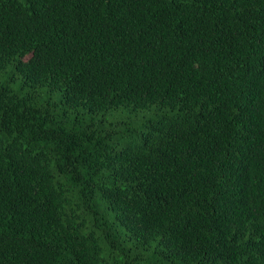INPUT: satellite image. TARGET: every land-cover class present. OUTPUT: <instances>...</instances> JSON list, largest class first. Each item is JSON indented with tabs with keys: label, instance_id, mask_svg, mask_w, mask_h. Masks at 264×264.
Segmentation results:
<instances>
[{
	"label": "trees",
	"instance_id": "1",
	"mask_svg": "<svg viewBox=\"0 0 264 264\" xmlns=\"http://www.w3.org/2000/svg\"><path fill=\"white\" fill-rule=\"evenodd\" d=\"M0 264H264V0H0Z\"/></svg>",
	"mask_w": 264,
	"mask_h": 264
},
{
	"label": "rangeland",
	"instance_id": "2",
	"mask_svg": "<svg viewBox=\"0 0 264 264\" xmlns=\"http://www.w3.org/2000/svg\"><path fill=\"white\" fill-rule=\"evenodd\" d=\"M154 113L153 112H149L148 114H147V116L149 117V116H152Z\"/></svg>",
	"mask_w": 264,
	"mask_h": 264
}]
</instances>
